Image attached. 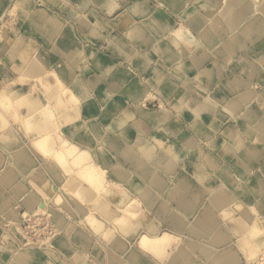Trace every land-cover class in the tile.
Returning a JSON list of instances; mask_svg holds the SVG:
<instances>
[{
  "label": "crops",
  "instance_id": "1",
  "mask_svg": "<svg viewBox=\"0 0 264 264\" xmlns=\"http://www.w3.org/2000/svg\"><path fill=\"white\" fill-rule=\"evenodd\" d=\"M223 2L0 0V16L13 11L3 20L6 36L0 43V99L4 98L0 105V195L8 198L0 202V226L6 224L2 215L12 218L11 208L18 213L29 210L33 201L41 200L38 190L51 192V187L66 193L68 201L61 210L67 215L64 227L82 220L81 237L72 228L70 237L64 234L73 248L55 243L50 256L33 250L24 263L4 243L0 264H82L76 250L85 254L86 263L93 264H135L130 263L135 255L143 264H214L223 249H231L237 264H246L237 244L243 234L242 217L232 205L217 210L208 192L221 186L220 191L254 206L264 216L259 192L264 190V35L252 39L249 31L238 26L228 35L217 30L218 41L212 44L211 31ZM228 2L244 18L260 14L258 4L254 14L247 4ZM193 12L212 20L203 29L193 26L188 21ZM152 17L163 19L167 31L153 28ZM178 27H187L194 42L179 41L173 34ZM235 35L243 44H232ZM231 46L235 50L227 59ZM60 83L65 90H60ZM247 91L253 95L244 101L241 95ZM47 132L88 151L105 171L107 189L113 193H102L101 209L94 212L100 230L83 221L92 203L80 204L66 192L76 184L88 185L33 147L32 141ZM160 154L171 161V169L155 163ZM39 172L46 184L32 178ZM19 181L25 186L22 196L13 191ZM129 202L135 216L127 215L130 229L122 230L113 219ZM208 217L216 231L227 235L225 240L194 230ZM163 230L179 237L163 259L138 246L140 234Z\"/></svg>",
  "mask_w": 264,
  "mask_h": 264
},
{
  "label": "bare ground",
  "instance_id": "2",
  "mask_svg": "<svg viewBox=\"0 0 264 264\" xmlns=\"http://www.w3.org/2000/svg\"><path fill=\"white\" fill-rule=\"evenodd\" d=\"M175 1V0H174ZM223 1V0H222ZM228 1V0H227ZM249 1V3H248ZM25 2V1H24ZM169 2V1H168ZM187 2V1H186ZM253 2V3H252ZM264 0H237V5L238 6H242L243 4H247L249 5L248 7L250 8V10H252L251 12H256L255 6L259 7V13L260 14H255L249 17V18H244L235 8L234 6L231 5V2H229L228 4H226V0H224V2L222 3V5L220 6L219 12H221L220 14L217 15L216 18V28L212 29L211 34H212V38L214 37L213 42H217L218 39L216 38L217 35V30L219 31V33H226V35L228 34H232L237 28L239 27H244L245 30L249 31V34L251 36L252 39H262V35H264ZM28 3V1H27ZM14 5V4H13ZM67 5V4H66ZM167 5V4H166ZM170 5V4H169ZM236 6V5H235ZM12 7V6H11ZM120 7V6H119ZM141 7V6H139ZM168 7V6H167ZM219 7V6H218ZM124 8V7H123ZM126 9V8H125ZM14 10V8H13ZM218 10V9H217ZM204 11V10H203ZM217 12V11H215ZM258 12V11H257ZM10 17L13 15V11L10 10ZM56 13V12H54ZM63 13V12H62ZM129 13V12H128ZM250 13V12H249ZM130 14V13H129ZM263 14V15H262ZM135 15V14H134ZM49 16V15H48ZM65 16V15H64ZM75 17V16H74ZM131 17V16H130ZM50 18V16H49ZM60 18V17H59ZM51 19V18H50ZM62 20V19H61ZM151 25L153 26V28L161 31V32H165L167 31V23L163 20V19H159V18H151ZM210 20L212 19H208L206 17H204L203 15H201V13L199 12H193L189 18L188 21L190 24H192L193 26H196L198 28H204L205 25H207ZM52 21V19H51ZM50 23V22H49ZM84 23V22H83ZM129 23V22H126ZM4 23L3 21L0 19V43H2L3 41V37H5V29H4ZM93 25V24H92ZM176 25V24H175ZM53 26V24L51 25ZM86 26V25H85ZM40 27V26H39ZM54 27V26H53ZM88 27V26H87ZM56 28V27H55ZM61 29V28H60ZM171 29V28H170ZM10 30V29H9ZM54 30V29H53ZM60 31V30H59ZM207 31V30H205ZM54 32V31H53ZM87 32V31H86ZM197 32V31H196ZM50 34V33H47ZM173 34L176 36V38L181 41V42H185L188 43L190 45V43L194 42V38L190 37L191 35L189 34V30L187 29V27H178L173 31ZM172 34V35H173ZM207 34V33H206ZM211 34L209 36H211ZM243 36V35H242ZM164 37V36H163ZM245 37V36H244ZM15 38V37H14ZM117 38V37H116ZM123 38V37H122ZM119 39V38H118ZM207 39V38H205ZM204 39V40H205ZM250 39V38H249ZM208 41V40H207ZM252 41V40H251ZM255 41V40H254ZM262 41V40H261ZM16 43V42H15ZM206 43V42H205ZM183 44V43H182ZM232 44H243L242 41H240V38L238 36H233L232 37ZM246 44V43H245ZM210 45V43H209ZM184 46V45H183ZM208 46V45H207ZM235 46V45H234ZM11 47V46H10ZM258 47V46H257ZM3 48V47H1ZM82 48V47H81ZM120 48V47H119ZM134 48V47H133ZM237 48V47H236ZM8 49V48H7ZM10 49V48H9ZM166 49V48H165ZM256 49V48H255ZM5 50V49H4ZM13 50V49H12ZM119 50V49H118ZM214 50V49H213ZM235 50V48H233L231 46V48H229V52H227L226 54L228 56H226V58L228 59L231 54H233V51ZM238 50V49H237ZM254 50V49H253ZM164 51V50H163ZM189 51V50H188ZM6 52V51H4ZM209 52V51H208ZM224 52V51H223ZM237 52V51H236ZM7 53V52H6ZM21 53V52H20ZM214 53V52H213ZM25 54V53H24ZM224 54V53H223ZM251 54V53H250ZM237 55V54H236ZM31 57V56H30ZM217 57V56H216ZM215 57V58H216ZM222 58V57H221ZM219 59V58H218ZM10 60V59H9ZM203 60V59H202ZM233 60V59H232ZM17 61V60H16ZM221 61V60H220ZM39 62V61H38ZM64 62V61H63ZM65 63V62H64ZM172 63V62H171ZM177 63V62H176ZM255 63V62H254ZM27 64V62H26ZM25 64V66H26ZM29 64V63H28ZM34 64H31V67H33ZM160 65V64H159ZM174 65V64H173ZM255 68V67H254ZM83 69V67H82ZM158 69V68H157ZM41 70V69H39ZM71 70V69H70ZM61 71V70H60ZM68 71V69H67ZM131 71V70H130ZM171 71V70H170ZM179 71V70H178ZM28 72V71H27ZM48 72V71H47ZM73 72V71H72ZM172 72V71H171ZM170 72V73H171ZM217 72V71H216ZM43 73V72H42ZM228 73V72H227ZM18 74V73H17ZM46 74V73H45ZM185 74V73H184ZM211 74V73H210ZM37 75V74H36ZM118 75V74H117ZM163 75V74H162ZM66 76V75H65ZM252 77V76H251ZM176 78V77H175ZM39 79V78H38ZM114 79V78H113ZM125 79V78H124ZM191 79V78H190ZM34 80V78H33ZM158 80V78H157ZM1 82V81H0ZM7 81H5L6 83ZM44 82V81H43ZM42 82V83H43ZM64 84V83H63ZM3 85V83H2ZM35 85V84H34ZM111 85V84H110ZM251 85V84H250ZM254 85V84H253ZM177 86V85H176ZM255 86V85H254ZM58 87L60 88L61 91L65 90L66 88H64V86L62 85V83H60L58 85ZM252 87V86H251ZM113 88V86H112ZM221 88V87H220ZM262 88V87H261ZM177 89V88H176ZM182 89V88H181ZM198 90V89H197ZM225 91V90H224ZM13 92V91H12ZM2 94V93H1ZM11 94V93H10ZM14 94V93H13ZM12 94V95H13ZM16 94V93H15ZM108 95V94H107ZM182 95V94H181ZM253 95L252 91H247L245 94L241 95V98L245 101V100H249ZM180 96V95H179ZM193 96V95H192ZM203 96V95H202ZM139 97V96H138ZM147 97V96H146ZM16 98V97H15ZM178 98V97H177ZM185 98V97H184ZM4 99V98H2ZM0 99V105L3 106L4 101ZM104 99V98H102ZM137 99V98H136ZM198 99V98H197ZM253 99V98H252ZM11 101V100H10ZM53 101V100H51ZM237 101V100H236ZM6 102V101H5ZM43 102V101H42ZM196 102V100H195ZM225 102V100H224ZM196 104V103H195ZM218 104V102H217ZM181 105V104H180ZM205 105L203 104V107ZM220 106V105H219ZM240 106V105H239ZM126 107V106H125ZM218 107V106H217ZM12 108V106H11ZM10 108V109H11ZM192 109V108H191ZM13 111V109H12ZM120 111V110H119ZM118 111V112H119ZM194 111V110H193ZM46 112V110H44V113ZM14 113V112H13ZM192 113V112H191ZM250 113V112H248ZM253 113V112H251ZM3 115V114H2ZM47 116V113L44 115V117ZM18 117V116H17ZM113 117V116H112ZM213 117V116H212ZM6 118V117H5ZM15 118V117H13ZM93 118V117H92ZM111 118V117H110ZM198 118V117H197ZM48 119L45 117V120ZM56 119V118H55ZM257 123L262 125V121L256 120ZM85 122V121H84ZM57 123V122H56ZM117 123V122H116ZM209 123V122H208ZM10 124V123H9ZM68 124V123H67ZM72 124V123H71ZM225 127V126H224ZM233 127V126H232ZM63 128V127H62ZM119 128V127H118ZM235 128V127H234ZM60 129V128H59ZM104 129V128H103ZM116 129V128H115ZM253 129V128H252ZM67 130V129H66ZM109 130V129H108ZM218 130V129H217ZM222 130V129H221ZM106 131V130H105ZM139 131V130H138ZM174 131V130H173ZM257 132V131H256ZM205 133V132H204ZM200 135V134H199ZM201 135H204L203 133ZM146 136V135H145ZM203 137V136H202ZM154 139V138H153ZM209 142V141H208ZM30 143V142H29ZM33 143V147L36 148V150H39L43 155L47 157H50L51 159H54L55 162L58 164V166L60 167L61 170H63V172L65 171L66 173H69V175L71 174H77L79 176V178H81L82 183L87 184V187H83L81 185L76 184V186L74 187L73 190H70L73 194H76V197L69 195L71 198H74L75 200H77L80 204H82V202H80V200L83 201H88L90 203H92V207L94 209H101V195H105V196H109L110 194H112L113 192L107 189V180L105 178V171L100 167V165L96 162H93L91 160V156L89 154L88 151L86 150H81L77 145L70 143L69 141H67L64 138H60L58 137V140H56L53 135L49 132H47L46 134H44L43 136H41V138H38L34 141H32ZM31 143V144H32ZM204 144V143H203ZM128 145V144H127ZM149 145V144H148ZM189 145V143H188ZM169 146V145H168ZM190 146V145H189ZM144 147V146H143ZM99 148V147H98ZM193 148V147H192ZM12 149V148H11ZM26 149V148H25ZM100 149V148H99ZM138 149V148H137ZM136 149V150H137ZM165 149V148H164ZM241 149V148H240ZM14 151V150H13ZM18 151V150H17ZM96 152V150H91L90 152ZM123 151V150H122ZM99 152V151H98ZM140 152V151H139ZM167 152L168 148H167ZM9 153V152H8ZM7 153V154H8ZM100 153V152H99ZM170 154V152L168 153ZM256 153H253V155ZM34 155V154H33ZM171 155V154H170ZM8 156V155H7ZM34 157V156H33ZM36 157V156H35ZM102 157V156H101ZM127 157V156H125ZM138 157V156H137ZM204 157V156H203ZM134 159V158H133ZM163 154H160L159 156H156V164H158L161 168H166V169H171L172 168V163L169 160H163ZM173 159V158H172ZM48 160V159H47ZM146 160V159H145ZM204 160V159H203ZM206 160V159H205ZM5 161V160H4ZM11 161V159L9 160ZM96 161V160H95ZM35 162V161H34ZM40 162V161H39ZM121 162V161H120ZM149 162V161H148ZM147 162V163H148ZM202 162V161H201ZM206 162V161H204ZM210 162V161H208ZM38 163V162H37ZM41 163V162H40ZM51 163V162H50ZM118 163V162H117ZM178 163V162H177ZM115 164V163H114ZM123 164V163H122ZM201 164V163H199ZM124 165V164H123ZM149 165V164H148ZM154 165V164H153ZM207 165H209L207 163ZM212 165V164H210ZM7 166V165H6ZM47 166V165H46ZM117 166V165H116ZM155 166V165H154ZM107 167V166H106ZM111 167V166H110ZM109 167V168H110ZM250 167V166H249ZM108 168V170H109ZM113 168V166H112ZM213 168V167H212ZM29 169V168H28ZM127 169V168H126ZM15 170V168H14ZM183 170V169H182ZM132 171V170H131ZM29 172V171H28ZM48 172V171H47ZM18 173V172H17ZM186 173V172H185ZM212 173V172H211ZM55 174V173H54ZM111 174V173H109ZM163 174V173H162ZM174 174V173H173ZM189 174V173H187ZM244 174V173H243ZM51 175V174H50ZM53 175V174H52ZM56 175V174H55ZM68 175V176H69ZM128 177V176H127ZM126 177V178H127ZM166 177V176H165ZM179 177V176H178ZM210 177V176H209ZM23 178V177H22ZM32 178L35 181H40L42 184H46L43 173L39 172L38 174H33ZM57 178V177H56ZM59 178V177H58ZM65 178V177H64ZM182 178V177H181ZM186 178V177H185ZM184 178V179H185ZM61 179V178H60ZM67 179V178H65ZM64 179V182H65ZM112 179V178H111ZM183 179V178H182ZM50 180V179H49ZM59 180V179H58ZM208 180V179H207ZM214 180V179H213ZM138 181V180H137ZM172 181V180H171ZM177 181V180H176ZM10 182V181H9ZM17 182V181H16ZM115 182V181H114ZM157 182V181H156ZM181 182V181H180ZM252 182V181H251ZM62 183V182H61ZM74 183V182H73ZM123 183V182H122ZM13 184V183H11ZM59 184V183H58ZM81 184V182H80ZM147 184V183H145ZM9 185V184H8ZM188 185V184H187ZM253 185V184H252ZM41 186V185H40ZM180 186V185H179ZM215 186V185H214ZM61 187L62 184H61ZM221 187V186H220ZM219 187V188H220ZM8 188V187H7ZM33 188V187H32ZM65 188V187H63ZM126 188V187H125ZM149 188V187H148ZM167 188V187H166ZM201 188V187H200ZM25 189V186L23 185V183L21 181H19L17 184H15V186L13 187V191L14 194L16 195H20L21 193L23 194V191ZM66 189V188H65ZM64 189V191H65ZM184 189V188H183ZM51 192H43L42 190H38V192L42 195V193L48 195L49 193H56L57 195L55 196L57 199H60L62 202L59 204V208L62 210V206H64L66 204V202L68 201L67 198L65 196H62L61 194H58L60 191V188H54L51 187ZM207 191V190H206ZM216 190H212L210 192H208V200H210L217 208V210H224L225 206L228 205H232L235 207L236 211L239 213V215L242 217L241 221H244L246 223H252L251 225H254L255 228L258 225H255L256 222H262L264 221V217L260 216L259 214H255L252 213L250 211V208L252 207V205H243L238 201H231L229 199H227V197L225 196H220L216 193ZM262 191V192H261ZM69 192V190H68ZM131 192V191H130ZM158 192V191H157ZM259 192L262 193V198L261 200L264 201V190L263 188H260ZM11 193V192H10ZM63 193V192H62ZM103 193V194H102ZM135 193V192H134ZM163 193V192H162ZM250 193V192H249ZM22 194L20 196H22ZM37 194V193H36ZM39 194V197L41 196ZM66 194V193H65ZM71 194V193H70ZM137 194V193H136ZM170 194V193H169ZM2 195V194H1ZM0 195V196H1ZM10 195V194H9ZM143 195L145 196V193H143ZM204 195V194H203ZM227 195V194H226ZM123 197V196H122ZM121 197V198H122ZM25 198L29 199L30 201L32 200V196L28 193L25 194ZM48 198V197H47ZM80 200H79V199ZM19 199V198H18ZM50 199V198H49ZM48 199V200H49ZM171 199V198H170ZM232 199L234 200V198L232 197ZM0 202H5L6 200L8 201V198L4 197L3 195L0 198ZM15 200V199H14ZM122 200V199H121ZM124 200V199H123ZM134 200V199H133ZM236 200V199H235ZM17 201V200H16ZM57 201V200H56ZM153 201V200H152ZM169 201V200H168ZM19 202V201H18ZM55 202V200H54ZM59 202V200H58ZM70 202V201H69ZM123 202V201H122ZM136 202V201H135ZM138 202V201H137ZM133 203V202H132ZM171 203V202H170ZM245 203V202H244ZM53 204V203H52ZM104 204V203H102ZM106 204V203H105ZM153 204V203H152ZM156 204V203H155ZM33 207H31L29 210H25L22 211L20 213L16 212L15 210H13L11 208V210H9V216L12 218H8V220H6L7 218H4V216L2 215L3 220L6 223L9 222H14L16 220H19L18 224L17 223H12V228H6L4 229V234L6 237L7 235H9L10 237H12V235L10 234V232H12L13 234H15V237H12V240L7 241L6 246H9L12 251H17V250H21L18 255H17V259H19L20 261H23L24 263L27 261V259L30 258L32 251H30V246H37L39 248H41V250H52L53 251V246L55 245V243H58L60 245L61 248L63 249H67L69 250V248H73L71 247L72 245L70 244V242H68V240H66V238H64V234H66L67 236H71L70 233L68 232V230H70V228H72V232H75V235H78L79 237H81V232H80V226L77 223H73L72 225H66V227H64V225L66 223L63 222V218L66 216L64 213H62V211H58L57 213H53V211H51L50 209L47 208L46 205V201L42 199L41 200H35L32 203ZM108 205V204H107ZM176 205V204H175ZM191 205V203H190ZM193 205V204H192ZM74 206V205H73ZM131 206L132 204L129 202L126 206L125 209H123V213L119 216L114 217L113 219V223L117 224L120 228H122V230L125 229H130L129 226H127V215L128 216H135V213L131 210ZM82 207V206H81ZM107 207V206H106ZM150 207V206H149ZM194 207V206H192ZM264 207V206H263ZM10 209V208H9ZM18 209V208H17ZM91 209V208H90ZM104 209V208H103ZM191 209V208H190ZM193 209V208H192ZM191 209V210H192ZM6 210V209H5ZM246 210V211H245ZM74 211V210H73ZM77 211V210H76ZM81 212H84L83 209H80ZM41 212V214L43 213L44 219L46 220V222H48L51 226H52V230L50 234L45 235L43 238H40L39 240H32L30 239L27 235H25L22 232V222H25L26 220H29L31 218L32 215ZM86 212V211H85ZM80 214V213H79ZM85 219H83V221L86 220L87 224L90 225L94 230L98 231L100 230L101 224L99 222V220L96 218L95 214L91 213L89 210H87V212L85 213ZM104 214H106L105 217L108 218L107 213L104 212ZM113 214V213H112ZM111 214V215H112ZM171 214V213H170ZM36 216V215H35ZM137 216V215H136ZM170 216V215H169ZM190 216V215H189ZM38 217V216H37ZM41 217V216H40ZM104 217V218H105ZM105 218V219H107ZM113 218V217H112ZM151 218V217H150ZM183 218V217H182ZM186 218V217H185ZM36 219V218H35ZM39 219V218H38ZM41 219V218H40ZM198 219V218H197ZM79 220V219H78ZM175 220V219H174ZM110 221V220H109ZM134 221V220H133ZM156 221V220H155ZM82 224V220L79 221ZM161 222V221H160ZM184 222V221H183ZM197 222V221H196ZM85 223V222H83ZM152 223V222H151ZM150 223V224H151ZM157 223V222H156ZM155 224V223H154ZM174 224V223H172ZM48 225V224H47ZM160 225V224H159ZM176 225V224H175ZM185 225V224H184ZM141 226V225H140ZM149 226V225H148ZM193 226V225H192ZM107 227V226H106ZM112 227V226H111ZM181 227V226H180ZM253 227V226H252ZM264 227V226H263ZM47 228V227H46ZM115 228V227H113ZM146 228V227H145ZM157 228V227H156ZM183 228V227H182ZM185 228V227H184ZM220 228V227H219ZM239 228V227H237ZM49 229V228H48ZM158 230V229H157ZM170 230V229H169ZM197 233H203V232H209L210 235L214 236L215 239L222 241L226 239V234L223 232H218L215 230V226L211 223L210 218H205V220H202L201 223H199L195 229ZM242 230V228H241ZM42 231V230H41ZM88 231V230H87ZM145 231V230H144ZM150 231V230H149ZM180 231V230H179ZM185 231V230H184ZM193 231V230H192ZM105 232V231H104ZM176 232V231H175ZM109 233V232H108ZM138 234V232H137ZM179 234V233H178ZM191 234H193L191 232ZM172 235L170 232L163 230L157 234H149V233H142L139 235L138 239H140L141 242V247L144 249H146L145 251L149 252L151 255H154L156 258L159 259H163V256L166 254V250L168 248H171L169 244L166 243L165 239L168 240L167 238L170 237V239L172 238ZM209 235V236H210ZM110 236V233H109ZM9 237V238H10ZM40 237V236H39ZM174 237V235H173ZM176 237V236H175ZM262 237V236H261ZM260 237V238H261ZM95 238V237H94ZM179 238V237H178ZM177 238V239H178ZM192 238V237H191ZM263 238V237H262ZM173 239V238H172ZM194 239V238H193ZM200 239V238H199ZM18 240V241H17ZM174 240V239H173ZM179 240V239H178ZM197 240V239H196ZM101 241V240H100ZM171 241V240H170ZM215 241V240H214ZM3 242V241H2ZM0 243V249L4 248L3 243ZM165 242V243H164ZM168 242V241H167ZM217 242V241H216ZM128 243V242H127ZM138 243V242H137ZM196 243V242H195ZM260 243V242H259ZM104 244V243H103ZM205 244V243H204ZM210 245V244H209ZM129 247V246H128ZM186 247V246H185ZM215 247V246H214ZM77 249V248H76ZM189 249V248H188ZM198 249V248H197ZM196 249V250H197ZM206 250V249H204ZM51 251V252H52ZM104 251V250H103ZM252 251H254V249L248 250L246 253L248 254H253ZM262 251H264V242L262 244V250L260 252L257 253L260 262H258V264H262V258H264V254H262ZM189 252V251H188ZM76 253L78 256L82 257L84 254L79 250H76ZM125 253V251H124ZM123 253V254H124ZM73 254V253H72ZM118 254V253H117ZM193 254V253H192ZM76 254H74L73 256H77ZM122 255V254H121ZM120 255V256H121ZM188 255V254H187ZM68 256V255H67ZM83 258V257H82ZM112 258V256H111ZM143 258V257H142ZM257 258V257H256ZM114 260V258H112ZM242 259V258H241ZM70 260H72V258H70ZM86 260V259H85ZM89 260V259H87ZM116 260V259H115ZM237 260L238 258H234L231 249H223L222 251H220L217 255V257L214 259V264H237ZM130 263H135V264H143L141 259L138 256H133L130 259ZM204 263V262H203ZM240 263V262H239ZM92 264V263H90ZM123 264V263H122Z\"/></svg>",
  "mask_w": 264,
  "mask_h": 264
},
{
  "label": "rangeland",
  "instance_id": "3",
  "mask_svg": "<svg viewBox=\"0 0 264 264\" xmlns=\"http://www.w3.org/2000/svg\"><path fill=\"white\" fill-rule=\"evenodd\" d=\"M229 2L226 0V4H228ZM264 3V2H263ZM221 12H219V14H220ZM256 13V12H255ZM5 17H10V15L8 14V15H3V16H0V19L3 21L4 20V18ZM4 28H5V25H4ZM188 29V28H187ZM189 34L190 35H192L191 34V32L189 31ZM209 100H211V102L213 101L212 100V97H209ZM63 190L65 189V188H63V187H61ZM220 189H222V187H220V188H218L217 189V191H216V193L218 194V195H220V196H225V197H227V199H229V200H231V201H237V200H235V198H234V200L232 199V197L231 196H229L227 193H225L224 191H220ZM66 190V189H65ZM67 192V194L68 195H72V196H74V197H76V194H73L70 190H69V192H68V190L66 191ZM71 193V194H70ZM40 194V193H39ZM58 194H61L62 196H65L66 194L65 193H62L61 192V189H60V191H59V193ZM65 194V195H64ZM227 194V195H226ZM41 195V194H40ZM57 194L56 193H49L48 195H46V194H44V193H42V195L40 196L41 197V201H42V199L43 200H45L46 201V205H47V208L48 209H50L51 211H53V213L55 212V213H57L58 211H61V209L59 208V204L62 202L60 199H57L55 196H56ZM48 197V198H47ZM50 198V199H49ZM77 198V197H76ZM49 199V200H48ZM79 199V198H78ZM54 200H55V202H54ZM57 200V201H56ZM58 200H59V202H58ZM80 200V199H79ZM80 202H82V204L85 202V201H83V200H80ZM209 202L210 203H212L210 200H209ZM53 203V204H52ZM89 211L93 214L94 212H97V211H99V210H97V209H94V208H89ZM246 211V210H245ZM250 211L252 212V213H255V214H257L256 213V210H255V208H254V206H252L251 208H250ZM95 214V213H94ZM36 215V216H35ZM38 216V217H37ZM41 216V217H40ZM43 216V213L41 214V212H38V213H36V214H34V215H32L31 216V218H36V220H39V223H36L35 222V220H31V222H30V225H29V228H27L28 229V231H30V234H31V237H33L34 236V238H37V239H39L40 237H42V236H44V235H48V230L46 229L45 230V228L47 227V228H49V230H52L51 228H52V226L48 223V222H46V220L44 219V217H42ZM67 216V215H66ZM264 217V216H263ZM1 218H2V216H1ZM39 218V219H38ZM41 218V219H40ZM3 219V218H2ZM42 219L44 220V225H42ZM40 220L42 221V222H40ZM18 222H19V220H16V221H14V222H12V223H17L18 224ZM241 222H243L242 223V225L240 224V226L243 228V234L241 235V236H239V237H237L238 238V242H237V244H238V247H239V249L241 250V252H243L244 254H245V258H246V264H258V262H260V259H259V257H258V255H257V253L258 252H260L261 250H262V244H263V242H264V221H260V222H256L255 223V225H258V226H256V228H255V226L254 225H251V224H253V222L251 223H246V222H244V221H241ZM12 223L10 222H8L7 223V225L8 226H6V224L4 225L5 227H1L0 226V230H1V232H4V229H6V228H12ZM23 223V222H22ZM48 224V225H47ZM78 225H80L81 223L80 222H78L77 223ZM43 226H45V228L43 227ZM253 226V227H252ZM43 227V228H42ZM34 228H37V229H39V231L40 230H42L41 232H40V234H38L37 232H36V230H34ZM23 231V230H22ZM47 231V232H46ZM50 232L51 231H49V234H50ZM10 234L12 235V237H15V234H13L12 232H10ZM40 236V237H39ZM263 238H262V237ZM9 235H7L6 237H4L3 236V239H1L0 238V243L2 242L3 244L4 243H6L7 244V240L8 241H10V240H12V237H10ZM261 237V238H260ZM174 240H173V239ZM172 238L170 239V237L169 238H167L168 240H166L165 239V241H166V243L167 244H169L170 246H171V244H172V242H174V241H177L179 238L178 237H173V235H172ZM178 238V239H177ZM171 240V241H170ZM18 241V240H17ZM168 241V242H167ZM138 243V246L141 248V249H143L140 245H141V242H140V239H138V241H137ZM260 242V243H259ZM165 243V242H164ZM54 247V246H53ZM12 248V247H11ZM172 248V247H171ZM250 248L251 249H254V251H252V253L253 254H248V253H246L248 250H250ZM13 249V248H12ZM30 251H33V250H41V248H39V247H37V246H30ZM1 250V249H0ZM143 250H146L145 248L143 249ZM21 250H17V251H12V254L13 255H15L16 256V258H18L17 257V255H18V253L20 252ZM43 251V250H42ZM52 250H44V252L46 253V254H48L49 256L52 254V252H51ZM262 254H264V251H262ZM80 259H82L83 260V262H82V264H90L89 262H87L86 263V260H85V258H86V256H85V254L82 256V257H80V256H78ZM257 257V258H256ZM73 259V258H72ZM74 260V259H73ZM16 261V260H15ZM17 262V261H16ZM72 262V261H71ZM49 264V263H48ZM92 264H93V262H92ZM95 264V263H94ZM262 264H264V258H262Z\"/></svg>",
  "mask_w": 264,
  "mask_h": 264
},
{
  "label": "built area",
  "instance_id": "4",
  "mask_svg": "<svg viewBox=\"0 0 264 264\" xmlns=\"http://www.w3.org/2000/svg\"><path fill=\"white\" fill-rule=\"evenodd\" d=\"M31 220H35V222L36 223H39V220H36V219H34V218H30L29 220H26L25 222H23L22 223V232L25 234V235H27L30 239H32V240H39L40 238H43L44 236H42V237H40L39 239H37V238H34V236L33 237H31V234H30V231H28V229L27 228H29V225H30V222H31ZM43 221V222H42ZM42 221L40 220V222H42V225H44V220L42 219ZM44 228H45V226H43ZM42 227V228H43ZM48 230V234H49V229L48 228H45V230ZM34 230H36V232L38 233V234H40V232H41V230L39 231V229H37V228H34ZM47 232V231H46Z\"/></svg>",
  "mask_w": 264,
  "mask_h": 264
}]
</instances>
